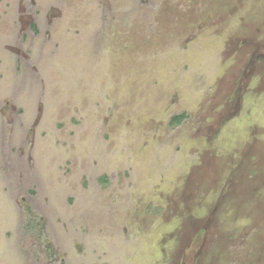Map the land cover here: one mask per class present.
<instances>
[{"label": "rangeland", "instance_id": "1", "mask_svg": "<svg viewBox=\"0 0 264 264\" xmlns=\"http://www.w3.org/2000/svg\"><path fill=\"white\" fill-rule=\"evenodd\" d=\"M0 264H264V0H0Z\"/></svg>", "mask_w": 264, "mask_h": 264}, {"label": "trees", "instance_id": "2", "mask_svg": "<svg viewBox=\"0 0 264 264\" xmlns=\"http://www.w3.org/2000/svg\"><path fill=\"white\" fill-rule=\"evenodd\" d=\"M34 31L37 30V26L33 25ZM188 118L187 113H181V114H176L172 117L171 119V124L172 125H181L186 119ZM102 181H107V178H102ZM26 216H27V224H26V232L27 234H35L38 237H40L43 240H47L48 238L46 237V231H45V223L43 221H40V216L34 215V212L32 209L28 206L26 208ZM48 251L50 253V258L53 259L57 254L53 252L52 246L48 247Z\"/></svg>", "mask_w": 264, "mask_h": 264}]
</instances>
